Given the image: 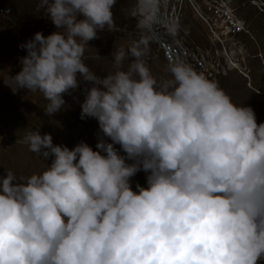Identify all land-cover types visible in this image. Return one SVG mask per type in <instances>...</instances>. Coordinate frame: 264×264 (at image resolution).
<instances>
[{
    "label": "clouds",
    "instance_id": "9594fccd",
    "mask_svg": "<svg viewBox=\"0 0 264 264\" xmlns=\"http://www.w3.org/2000/svg\"><path fill=\"white\" fill-rule=\"evenodd\" d=\"M115 4H37L56 31L20 45L21 69L4 84L40 92L53 116L84 83L80 117L96 119L100 137L97 150L83 141L70 149L49 133H26L29 151L50 163L22 182L11 171L0 177V264H258L264 122L183 60L157 81L145 59L150 43L179 28L165 0H133L137 38L114 48L115 71L90 70L85 45L113 29ZM139 171L147 186L134 191Z\"/></svg>",
    "mask_w": 264,
    "mask_h": 264
},
{
    "label": "rangeland",
    "instance_id": "374dc122",
    "mask_svg": "<svg viewBox=\"0 0 264 264\" xmlns=\"http://www.w3.org/2000/svg\"><path fill=\"white\" fill-rule=\"evenodd\" d=\"M178 1L165 0L163 8L165 14L180 26L176 35L161 33L150 43L145 57L153 76L158 82L167 78L169 64L166 65L163 58L167 53L178 56L170 63L176 60L189 63L197 72L215 80L233 103L250 106L258 124L264 122V1L191 0L194 10L196 5L204 11V19L190 5L188 9L181 8L182 0ZM38 2L0 0V7L13 10L12 13L11 9L0 8V14H4L0 15V177L11 171L21 182L33 173L42 172L50 163L30 152L23 143L27 132L49 133L54 144L70 149L83 141L97 150L95 146L100 137L96 119L80 117L84 83L75 91L64 94V109L53 116L44 114L48 102L40 92L21 90L13 93L4 84L21 69L20 59L26 55V50L20 45L36 32L47 36L56 31L43 10L37 8ZM132 3L133 0H116L112 9L113 29L98 32L97 38L85 45L84 63L98 75L115 71L111 61L114 48L126 47L137 38L135 20L131 16ZM194 52L206 54L214 68L206 72L204 63L197 62ZM124 67H127V61ZM115 147L123 155L119 145ZM130 182L134 191L137 184L146 187V173L137 172ZM258 264H264V259Z\"/></svg>",
    "mask_w": 264,
    "mask_h": 264
},
{
    "label": "bare ground",
    "instance_id": "6f19581e",
    "mask_svg": "<svg viewBox=\"0 0 264 264\" xmlns=\"http://www.w3.org/2000/svg\"><path fill=\"white\" fill-rule=\"evenodd\" d=\"M175 1H178V0H175ZM195 2H196V0H195ZM195 2H194V4H195ZM178 3H179V1H178ZM177 3V4H178ZM195 7V9L198 11V13L202 16H204V11L200 8V7H197L196 5L194 6ZM191 8H193L192 6H191ZM187 10V9H186ZM193 10H194V8H193ZM196 10H194L196 13H197V11ZM200 10V11H199ZM197 13V14H198ZM184 14H185V12H184ZM199 16V15H198ZM202 16V17H203ZM183 17H184V15H183ZM203 19H204V17H203ZM189 51V49H187V52ZM194 55H195V59L197 60V62H200V61H202L203 63H204V65H205V70H206V72H209V71H211V69H213L214 68V64H213V62H212V60H210V59H208L207 58V56H206V54H203V53H196V52H194ZM199 56H202V57H199ZM212 58H214V57H212ZM211 58V59H212ZM204 70V71H205ZM219 71V70H218ZM219 73V72H218Z\"/></svg>",
    "mask_w": 264,
    "mask_h": 264
},
{
    "label": "built area",
    "instance_id": "2783aa9c",
    "mask_svg": "<svg viewBox=\"0 0 264 264\" xmlns=\"http://www.w3.org/2000/svg\"><path fill=\"white\" fill-rule=\"evenodd\" d=\"M189 5L191 6V0H182L181 8H187V7H189ZM200 18L202 19V17H200ZM238 54H239V51H238ZM219 55H220V51L218 50V56ZM173 58H178V56H173L172 54L167 53L166 56L163 58V60H164L165 64L168 65V64H170V61H173Z\"/></svg>",
    "mask_w": 264,
    "mask_h": 264
},
{
    "label": "crops",
    "instance_id": "0c3cea01",
    "mask_svg": "<svg viewBox=\"0 0 264 264\" xmlns=\"http://www.w3.org/2000/svg\"><path fill=\"white\" fill-rule=\"evenodd\" d=\"M12 43H16L15 41H12Z\"/></svg>",
    "mask_w": 264,
    "mask_h": 264
}]
</instances>
